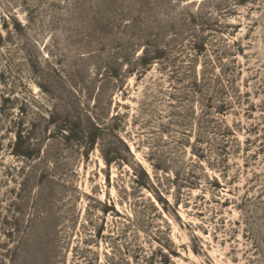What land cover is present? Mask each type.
Segmentation results:
<instances>
[{"label": "rangeland", "instance_id": "obj_1", "mask_svg": "<svg viewBox=\"0 0 264 264\" xmlns=\"http://www.w3.org/2000/svg\"><path fill=\"white\" fill-rule=\"evenodd\" d=\"M0 264H264V0H0Z\"/></svg>", "mask_w": 264, "mask_h": 264}]
</instances>
